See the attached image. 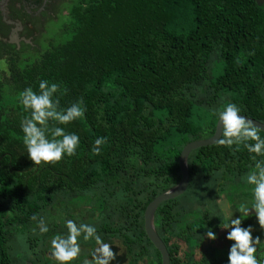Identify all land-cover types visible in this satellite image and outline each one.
Masks as SVG:
<instances>
[{
  "label": "trees",
  "instance_id": "obj_1",
  "mask_svg": "<svg viewBox=\"0 0 264 264\" xmlns=\"http://www.w3.org/2000/svg\"><path fill=\"white\" fill-rule=\"evenodd\" d=\"M71 14L64 42L49 40L34 61L12 49L9 77L0 79V264H15L13 232L38 227L34 217L53 226L61 215L63 226L73 219L94 225L108 244L120 241L130 264H162L158 251L151 258L144 214L181 182L183 149L215 135L228 102L264 124V0H75ZM42 80L67 89L61 109L82 100L85 114L62 126L80 138L76 155L36 166L23 143L30 113L19 95L38 93ZM99 137L107 142L97 155ZM253 155L218 143L191 154L186 193L155 215L171 264H229L233 242L220 225L239 204L251 207L242 178ZM250 211L238 218L259 234Z\"/></svg>",
  "mask_w": 264,
  "mask_h": 264
},
{
  "label": "clouds",
  "instance_id": "obj_2",
  "mask_svg": "<svg viewBox=\"0 0 264 264\" xmlns=\"http://www.w3.org/2000/svg\"><path fill=\"white\" fill-rule=\"evenodd\" d=\"M67 92L64 88L61 92L59 83H50L42 80L39 83L37 93L31 87L26 88L19 95L20 103L30 115L21 122L23 132V143L27 149L29 159L36 166L55 165L65 155L73 157L76 155L80 138L74 133H67L62 126H67L73 121L83 118L85 109L80 100L71 104L66 109L60 108L58 94ZM221 125V138L217 143L221 146L240 150L243 145L247 151L254 154V167L242 179L247 185L252 186L253 200L251 207L247 203H241L237 211L241 217L249 216L250 209L255 210V215L261 229H264V159L256 160V157H264V138H261L260 129L256 123L240 115V109L233 103H226L217 113ZM107 142L106 137H99L94 142L93 153L99 154L101 146ZM242 218L225 217L220 227L230 230L227 240L233 242L230 248L229 264H262L257 258V246H262L259 237L252 236L253 229L242 227ZM39 219L40 232L49 231L44 218ZM68 235L55 237L52 244V256L58 264H71L81 254L79 239L85 242L94 240L97 247L92 253V260H86L84 264H111L115 259L112 246L105 243L97 232L94 225L81 223L77 225L73 220L66 221ZM208 239L215 241L216 235L212 230L206 233ZM203 239V237H202Z\"/></svg>",
  "mask_w": 264,
  "mask_h": 264
},
{
  "label": "flooded vegetation",
  "instance_id": "obj_3",
  "mask_svg": "<svg viewBox=\"0 0 264 264\" xmlns=\"http://www.w3.org/2000/svg\"><path fill=\"white\" fill-rule=\"evenodd\" d=\"M57 3L58 0H0V71L5 68V65L8 68L9 54L12 49L21 52L23 46L27 45L29 41H34L37 34L35 33L37 30H34V28L50 19L56 11ZM251 213H253V211H250V214ZM240 215L238 211H233L231 218L236 219L240 217ZM249 226L250 225L244 226V228H248ZM57 229H59V227ZM67 235L68 231L63 229L62 225L58 235L55 233H51L50 237L45 235L42 239L44 244L43 251L40 253L32 251L30 261H25L23 264H58L52 256L51 242L57 236L66 237ZM158 235L161 238L159 233ZM252 236L254 239L259 237L260 240H264V230ZM102 240L105 242L103 238ZM79 244L81 247V254L73 260L71 264H84L86 260L91 261L92 253L97 247L94 240L85 242L82 237L79 239ZM110 245L115 254V259L111 261V264H130L127 261L125 247L120 241L112 240ZM152 246L153 247L150 248V255L151 258H154V250L157 251V249L153 244ZM257 258L263 260L260 257ZM135 262L138 263V260ZM132 264L136 263L133 262Z\"/></svg>",
  "mask_w": 264,
  "mask_h": 264
},
{
  "label": "rangeland",
  "instance_id": "obj_4",
  "mask_svg": "<svg viewBox=\"0 0 264 264\" xmlns=\"http://www.w3.org/2000/svg\"><path fill=\"white\" fill-rule=\"evenodd\" d=\"M74 1L75 0H58L56 11L50 19L34 28V30H37V32H35L37 34L34 41H29L27 45L23 46L21 51V56L24 60H36L38 55L43 53L49 46V40H53L56 44L65 41L60 42L65 26H71V6ZM29 34L33 35L32 33ZM7 77H9V71L5 65V68L0 71V79L5 80ZM61 216H57L59 220L56 218L57 224L53 226H48V219H44L50 233L52 232L57 235L60 233L61 224H64V219ZM56 227H59V229ZM62 228L68 231L66 226L62 225ZM50 233L42 234L39 227L32 228L26 232H13L10 245L15 264H23L25 261H30L32 251L37 253L43 251L44 244L42 239L46 234L48 235Z\"/></svg>",
  "mask_w": 264,
  "mask_h": 264
},
{
  "label": "water",
  "instance_id": "obj_5",
  "mask_svg": "<svg viewBox=\"0 0 264 264\" xmlns=\"http://www.w3.org/2000/svg\"><path fill=\"white\" fill-rule=\"evenodd\" d=\"M247 119L256 123V125L260 129H264L263 123H260L250 118H247ZM221 130L222 129H221L220 122H218L215 135L212 138L208 140L192 142L183 149L180 155V159H179V166H180L181 177H182L181 182L179 183V185H177L173 189L157 197L153 202H151L148 205L145 211V214H144L145 232H146V235L149 241L154 245V247L160 253L162 257V264H171V259H170L168 249L166 245L164 244V242L162 241V239L159 237L156 227H155V215L157 213V210L162 204L178 199L179 197L183 196L186 193L189 187V181H190L188 161H189L191 154L194 151H197L201 148H207V147H211L217 144L218 139L221 138L220 136ZM261 132L264 133V130H262Z\"/></svg>",
  "mask_w": 264,
  "mask_h": 264
}]
</instances>
